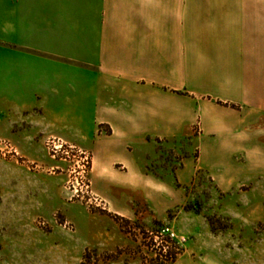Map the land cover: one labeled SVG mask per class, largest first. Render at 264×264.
I'll return each instance as SVG.
<instances>
[{"label":"crops","instance_id":"1","mask_svg":"<svg viewBox=\"0 0 264 264\" xmlns=\"http://www.w3.org/2000/svg\"><path fill=\"white\" fill-rule=\"evenodd\" d=\"M0 102L40 107L45 132L90 149L93 190L129 218L162 180L144 171L153 139L199 148L179 187L199 168L249 184L264 164V0H0Z\"/></svg>","mask_w":264,"mask_h":264},{"label":"rangeland","instance_id":"2","mask_svg":"<svg viewBox=\"0 0 264 264\" xmlns=\"http://www.w3.org/2000/svg\"><path fill=\"white\" fill-rule=\"evenodd\" d=\"M48 125L40 107L0 102V264H264V164L233 189L202 168L179 187L174 170L199 148L153 139L144 171L162 180L129 218L93 190L90 149L59 137L72 151L53 156Z\"/></svg>","mask_w":264,"mask_h":264},{"label":"built area","instance_id":"3","mask_svg":"<svg viewBox=\"0 0 264 264\" xmlns=\"http://www.w3.org/2000/svg\"><path fill=\"white\" fill-rule=\"evenodd\" d=\"M46 145H48L49 147L51 146L53 156H55L57 153L60 152L65 157H68L70 155L69 151L70 150L72 151V148H71L72 146L67 144L66 141L61 140L59 137L50 138V140H47ZM82 154L84 155L85 153L82 152ZM88 157H90V156L89 155L86 156V154H85L84 158H85V163H87V164H89L90 161H92V158L90 157V160H89ZM81 171L84 172V169L81 168Z\"/></svg>","mask_w":264,"mask_h":264},{"label":"trees","instance_id":"4","mask_svg":"<svg viewBox=\"0 0 264 264\" xmlns=\"http://www.w3.org/2000/svg\"><path fill=\"white\" fill-rule=\"evenodd\" d=\"M108 132V131H107Z\"/></svg>","mask_w":264,"mask_h":264}]
</instances>
